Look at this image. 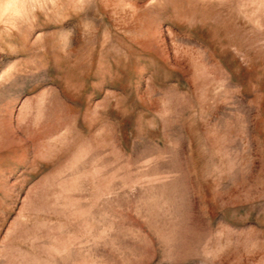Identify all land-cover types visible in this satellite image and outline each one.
<instances>
[{"label": "rangeland", "instance_id": "obj_1", "mask_svg": "<svg viewBox=\"0 0 264 264\" xmlns=\"http://www.w3.org/2000/svg\"><path fill=\"white\" fill-rule=\"evenodd\" d=\"M21 2L0 264H264V0Z\"/></svg>", "mask_w": 264, "mask_h": 264}, {"label": "clouds", "instance_id": "obj_2", "mask_svg": "<svg viewBox=\"0 0 264 264\" xmlns=\"http://www.w3.org/2000/svg\"><path fill=\"white\" fill-rule=\"evenodd\" d=\"M23 16L21 0H0V22L11 24Z\"/></svg>", "mask_w": 264, "mask_h": 264}]
</instances>
